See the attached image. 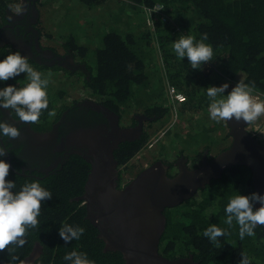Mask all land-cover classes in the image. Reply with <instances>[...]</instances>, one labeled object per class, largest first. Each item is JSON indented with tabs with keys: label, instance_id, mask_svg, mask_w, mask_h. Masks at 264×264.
<instances>
[{
	"label": "trees",
	"instance_id": "1",
	"mask_svg": "<svg viewBox=\"0 0 264 264\" xmlns=\"http://www.w3.org/2000/svg\"><path fill=\"white\" fill-rule=\"evenodd\" d=\"M106 1L81 0V3L98 6ZM117 2L118 9L111 15L113 19L109 26L100 28L101 32L97 28L94 30L96 23L86 27L89 37H94L91 42L94 48L80 45L78 33H68L65 45L74 58L85 63L89 70V79H83L80 74L78 82L90 96L105 101L116 112L126 113L127 109L135 108L137 112L156 114L159 116L156 121L163 125L170 110L163 102L165 98H162L168 83L187 96L188 101L183 104L185 108L196 111L207 99L201 98L200 89L186 92L182 84L187 86L199 76L202 77L201 70L192 69L187 57L178 60L173 42L181 35L193 36L199 41L203 33L208 35L204 42L212 46L221 75L229 81L240 78L246 84L254 83L253 93L264 96V0ZM124 4L135 6L137 14L128 17L122 7ZM157 5L162 9L152 13V24L148 26L146 17H140V13L144 7L151 9ZM153 43L160 48L163 61L170 68L164 79L155 82L158 77L155 76L157 71L156 67L153 70L154 62L151 60ZM199 87L204 91L208 88L204 85ZM55 94L50 95L53 103L68 95L63 89ZM130 145L122 144L120 150L115 152V156L117 154L119 157V167L125 166L144 147L143 142L135 147ZM89 169V163L79 156H73L62 172L44 181L14 175L16 188L13 191H19L25 183L38 181L52 194L51 200L42 203L37 218L39 226L28 230L27 242L21 247L23 253L28 251V243L37 240L43 246V258L51 264H70L63 257L71 251L85 253L94 264H124L119 252H102L96 229L85 220V209L80 206L81 202L75 200L83 192ZM247 173L248 169L244 166L240 171L226 172L223 179L211 186V192L204 194L200 201L193 199L167 210L165 215L168 222L161 237V253L167 258L191 255L196 264H238L240 254L244 253L250 258V264H264V226L255 229L254 237L246 235L241 240L235 220L231 227L224 222L227 218L224 209L229 200L238 194L250 195L254 192ZM7 180L12 181L10 177ZM64 224L82 227L85 231L78 240L65 244L58 233ZM212 224L229 233L219 238L221 247L203 236V231Z\"/></svg>",
	"mask_w": 264,
	"mask_h": 264
},
{
	"label": "flooded vegetation",
	"instance_id": "2",
	"mask_svg": "<svg viewBox=\"0 0 264 264\" xmlns=\"http://www.w3.org/2000/svg\"><path fill=\"white\" fill-rule=\"evenodd\" d=\"M21 3H26L27 11L24 14L18 15L15 12V7L17 4ZM41 5L40 0H14L11 1V3L10 1L4 3V1L0 0V60L4 59L10 52L19 51L28 58L31 66L40 71L44 77H47L48 73L51 72L52 75L50 78L61 76L63 78L66 77L68 81L69 77V82H74L76 84L80 79V74L83 75V79H89V70L85 66V63L75 59L67 45L64 44L65 46H63V51L61 53L46 46L41 41L42 31L39 28ZM22 75L25 76V74L22 73L20 76L7 81H0V89H3L7 85H13L18 88L23 87L28 83V80L23 79L27 77H21ZM76 87L78 92L75 93V95L68 92V95H64V97L57 99L55 103H53L54 100L52 101L50 99V95H56V92L53 91L51 87H47L46 90L49 101L48 109L42 113L39 122L35 124H24L18 120L11 110L0 108V120L19 128L21 133L19 139L16 140L0 136V147L5 146L8 149V153L0 157V159L10 164L9 173L12 176H8L12 181L15 178L14 175L19 178L44 181L48 177L56 176L62 172L63 169L68 166L69 160L73 156H79L87 162L83 155L87 151L85 147L88 138L87 135L91 132H97L102 128L111 129V126H113V115L119 116L118 126L122 129L141 127V134L136 139L119 143L117 149L114 151V158L116 161H118L117 159H119V157L117 154L115 156V152L120 150L122 144H131L130 147H135V145L140 142L145 144L149 129L152 128L155 123H158L156 120L159 116L156 114L150 115L139 112L140 114L138 115L136 113L126 118L122 113L116 112L107 106L105 101L90 96L88 91L81 84H77ZM100 106H103L108 111L105 112L102 109H98ZM52 110L55 111L56 115L54 117H49L48 111ZM84 135L85 138L83 137ZM223 138L224 145L219 149L217 148V150H214L216 148L215 144L209 143L210 147L207 146L204 150L194 152V155L190 158L185 152H182L176 155L172 160L155 159L151 161L150 164H147L146 167L155 162L162 163L166 176L169 179L176 178L181 174L183 169L189 172H199L196 176L197 179H201L202 177L209 178L202 187L196 190L192 197L188 198L180 205L193 199L200 201L204 194L211 192V186L216 185L217 182L223 179L226 172L232 173L240 171L242 166L248 169L247 175H249L253 187L252 178L254 174L252 169L246 164H238L229 168H224L219 176H211L215 172L214 160L227 151L232 145L233 138L229 129ZM258 140L264 145L263 140ZM193 145H195V143H193ZM126 149L127 148H125V150ZM117 169L118 180L116 181V189L122 190L144 168L134 173L131 177L128 175V177H126L120 172L119 168ZM86 181L87 179L85 183ZM85 183L82 194L76 197L75 200L81 202L80 206H83L85 209V220L93 226L88 219L85 201L81 199L85 193ZM176 207L164 211V231L166 230L168 222L165 213L167 210H172ZM94 228L97 231V238L101 242L102 252H116L106 247L105 242L99 237L98 229L96 227ZM27 249L28 251L23 253L21 248H17L13 254L17 255L25 264H51L43 258V246L39 241L33 240L31 243H28ZM178 258L187 259L188 261L185 264H196L191 255ZM10 260L11 255L8 251L0 253V264H9ZM123 261L124 264H126L124 258ZM12 264H19V262H12Z\"/></svg>",
	"mask_w": 264,
	"mask_h": 264
},
{
	"label": "clouds",
	"instance_id": "3",
	"mask_svg": "<svg viewBox=\"0 0 264 264\" xmlns=\"http://www.w3.org/2000/svg\"><path fill=\"white\" fill-rule=\"evenodd\" d=\"M162 8H157L159 10ZM27 11L26 3L17 4L15 12L18 15ZM208 39L207 33L201 35V39L196 41L193 36L181 35L173 42V49L177 58L187 57L192 69L201 70V65L213 60V48L204 41ZM25 74L28 83L23 87L7 85L0 89V108L11 110L18 120L24 124H35L39 122L42 113L48 109L47 87L50 83L51 72L47 77L34 69L26 56L19 51L10 52L4 59L0 60V81ZM229 85L224 83L219 87L211 86L207 88V96L210 98L208 112L209 118L213 121H243L247 125L252 124L264 116V100L259 99L252 93L254 83L249 85L239 80L227 95H224ZM55 111H49L48 116L54 117ZM20 129L10 123L0 120V136L11 140L19 139ZM8 149L0 147V157L5 156ZM10 164L0 159V253L8 251L12 262L18 261L25 264L23 260L15 254V249L25 245L26 236L29 229L39 226L38 217L41 212L42 203L51 200L52 194L41 186L38 181L25 183L19 191L14 181H9ZM259 202L260 207L253 209L254 203ZM226 220L229 227L235 220L239 226V238L243 240L245 236L254 237L255 229L264 226V195L255 192L250 195H235L227 203L225 209ZM82 227H73L64 224L58 229L60 238L65 244L73 240H78L84 233ZM224 229L215 224L210 225L203 231V236L217 247L219 238L228 235ZM241 259L238 264H250V258L240 254ZM70 264H94L82 252L71 251L63 257Z\"/></svg>",
	"mask_w": 264,
	"mask_h": 264
},
{
	"label": "water",
	"instance_id": "4",
	"mask_svg": "<svg viewBox=\"0 0 264 264\" xmlns=\"http://www.w3.org/2000/svg\"><path fill=\"white\" fill-rule=\"evenodd\" d=\"M102 109L108 110L103 106ZM111 129L88 134L83 154L90 165L85 183L88 219L98 229L106 247L119 252L126 264H185L187 259L165 257L160 252L165 227L164 211L183 203L202 187L208 177L197 179L199 172L183 169L174 179L166 176L162 163L155 162L139 172L122 190H117L119 163L114 151L120 142L136 139L141 127L122 129L118 115H113ZM233 138L231 147L214 160L219 176L224 168L246 164L253 171L254 192L264 195V145L252 136L242 120L225 121ZM85 138V135L83 136ZM254 209L260 207L254 203Z\"/></svg>",
	"mask_w": 264,
	"mask_h": 264
},
{
	"label": "rangeland",
	"instance_id": "5",
	"mask_svg": "<svg viewBox=\"0 0 264 264\" xmlns=\"http://www.w3.org/2000/svg\"><path fill=\"white\" fill-rule=\"evenodd\" d=\"M1 1L8 3L10 0ZM40 2L42 4L40 6L41 17L39 22V28L42 31L41 41L46 46L61 53L64 44H66L68 33L71 31L76 34L78 33L77 35L79 37L78 40L80 45H90L94 48L95 45L91 44L94 37H89L86 27L90 24L96 23L97 27H95L94 30L97 28V30L101 32L99 30L100 28L110 25V20L113 19L111 18V15L113 12L115 13V11H117L119 5L117 0H107L98 6L93 5L94 3H91V5H87L83 2L81 3V0H40ZM122 7L130 18H132L133 13H136V7L132 4H124ZM141 12L140 17H146V22L149 26L150 21L148 20L146 12L144 10ZM107 19L108 24H106ZM78 27H82L84 30H81ZM83 31L86 33H83ZM151 41L156 42L155 40ZM152 47L154 48V51L151 60L154 62L152 64L154 65L153 70L156 67L157 72L155 76L158 77V79L154 80L155 82L159 79H164L170 68L163 61L160 48L154 43ZM178 60L181 59L178 58ZM200 72L202 77L199 76L196 81L190 82L187 86L182 84V88L186 92H193L200 89L199 94L202 96L201 98H206L207 101L203 102V105L196 111L186 109L184 105H175L173 107L168 92L170 85L167 83L162 97L165 98L163 99V102H165L170 108L167 122L163 125L155 123L152 128L149 129V133H147L144 147L132 157L125 166L119 167L120 172L126 177H131L134 173L145 168L147 164H150V162L155 159L172 160L176 155H179L182 152H185L190 158L194 155V152L204 150L207 146L210 147V144L216 145L214 150H217V148L219 149L224 145L223 137L227 133V126L224 121L216 122L209 118L208 108L211 101L210 98L206 96L207 90H202L199 85L219 87L220 85L227 83L229 87L224 93V95H227L240 78H237L234 81H229L227 78L223 77L219 72L218 62L214 57L212 61L201 65ZM21 77L25 76L22 75ZM49 79L50 83L48 88L51 87L55 92L62 89L66 91V94L70 92L72 95H75V93L78 92L76 85L80 83L77 82L76 84L74 82H69V77L68 81L66 77L63 78L61 76H55ZM252 94L256 97L258 96V98L260 97L259 99L264 100L263 96H260L259 94L257 95L256 93ZM182 95L185 96L187 102V96L184 94ZM146 102L149 103V101ZM127 111L128 112L126 113H122L126 118L129 115L136 113L140 114V111L137 112L135 108H129ZM250 125L259 128V134L264 141V116H261L259 120ZM193 143H195V145H193Z\"/></svg>",
	"mask_w": 264,
	"mask_h": 264
},
{
	"label": "built area",
	"instance_id": "6",
	"mask_svg": "<svg viewBox=\"0 0 264 264\" xmlns=\"http://www.w3.org/2000/svg\"><path fill=\"white\" fill-rule=\"evenodd\" d=\"M157 8H162V7L159 6V5H157V6L153 7V8H151V9L145 8V7L143 8V10L146 12V14L148 16V20L150 21L149 22V25L150 26L152 24V22H151V18L153 16L152 13H157V12H159L161 10V9L156 10ZM168 92H169V96L171 98V101L173 103V107L175 105H183L186 102L185 96H183L180 92H178L177 90H175L173 87L169 86ZM256 94L258 95L259 93H256ZM259 95L262 96L261 94H259ZM263 98H264V96H263ZM247 129H248L249 133L252 136L256 137L257 139L262 140V137L259 134V128H257L256 126L253 127L250 124H248Z\"/></svg>",
	"mask_w": 264,
	"mask_h": 264
},
{
	"label": "bare ground",
	"instance_id": "7",
	"mask_svg": "<svg viewBox=\"0 0 264 264\" xmlns=\"http://www.w3.org/2000/svg\"><path fill=\"white\" fill-rule=\"evenodd\" d=\"M138 115V114H137Z\"/></svg>",
	"mask_w": 264,
	"mask_h": 264
}]
</instances>
